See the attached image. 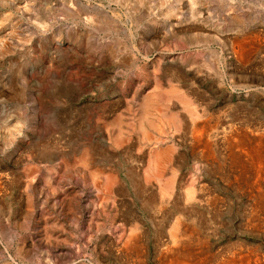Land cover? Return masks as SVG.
<instances>
[{"label":"rangeland","instance_id":"374dc122","mask_svg":"<svg viewBox=\"0 0 264 264\" xmlns=\"http://www.w3.org/2000/svg\"><path fill=\"white\" fill-rule=\"evenodd\" d=\"M260 150L264 0H0V264H264Z\"/></svg>","mask_w":264,"mask_h":264},{"label":"bare ground","instance_id":"6f19581e","mask_svg":"<svg viewBox=\"0 0 264 264\" xmlns=\"http://www.w3.org/2000/svg\"><path fill=\"white\" fill-rule=\"evenodd\" d=\"M100 1V0H99ZM104 1V0H103ZM144 2V1H143ZM94 3V2H93ZM146 3V2H145ZM96 4V2H95ZM98 4V3H97ZM115 4V3H114ZM83 5V4H82ZM102 5V4H101ZM95 6V5H94ZM118 6V5H117ZM154 6V5H153ZM90 7V6H89ZM149 7V6H148ZM22 8V7H21ZM104 8V7H103ZM106 8V7H105ZM144 8V7H143ZM118 9H120L118 7ZM147 9V8H146ZM70 11V10H69ZM148 11V10H147ZM71 12V11H70ZM96 13V12H95ZM98 13V12H97ZM100 13V12H99ZM122 13V12H121ZM242 14V13H241ZM78 15V13H77ZM114 15V14H113ZM236 15V14H235ZM116 16V15H115ZM233 16V15H232ZM75 17V16H74ZM107 17V16H106ZM216 17V16H215ZM222 17V16H221ZM76 18V17H75ZM237 18V17H236ZM127 20V19H126ZM206 20V19H205ZM125 21V19H124ZM226 21V20H225ZM66 22V21H65ZM77 23V22H76ZM123 24V23H122ZM127 24V23H126ZM96 26V25H95ZM193 26V25H192ZM40 29V28H39ZM47 32V31H46ZM251 33V32H250ZM101 34V33H100ZM249 34V33H248ZM256 37V36H255ZM249 39V38H248ZM256 39V38H255ZM5 40V39H4ZM68 41V40H67ZM240 41V40H239ZM253 43V42H252ZM25 45V44H24ZM251 45V44H250ZM254 45V44H253ZM257 45V44H256ZM255 46V45H254ZM238 47V51L240 52L242 49L246 50L245 46L240 43V45L237 46ZM252 47V46H251ZM138 48V47H137ZM195 48V47H194ZM242 48V49H241ZM248 48V47H247ZM250 48V47H249ZM255 48V47H254ZM165 50V49H164ZM251 50V49H250ZM249 49L247 50L250 51ZM254 50V49H253ZM188 51V50H187ZM235 51V50H234ZM237 51V50H236ZM135 52V51H134ZM243 52V51H242ZM97 53V52H96ZM137 53V52H136ZM245 53V52H244ZM243 53V54H244ZM247 54V53H246ZM249 54V53H248ZM140 56V55H139ZM242 56V55H241ZM251 56V55H249ZM248 56V57H249ZM204 58V57H203ZM239 59V58H238ZM242 60V59H241ZM244 60V59H243ZM247 61V60H246ZM148 62V61H147ZM243 62V61H242ZM228 64V63H227ZM111 65V64H110ZM154 66V65H153ZM150 70V69H149ZM177 72V71H175ZM167 79V78H166ZM156 83L158 84L157 85V88H160L159 86V83L158 81H156ZM157 96L156 99H158L157 101H155L153 98L154 96ZM209 97V96H208ZM171 98H176L187 110V112L189 113V116H190V122H191V125L196 128V129H199L200 127H204L206 126L207 124H203V123H199L198 121V118H199V112L196 108V106L194 105L195 101H194V98H193V95H191L189 92H186L184 89H182L179 85L177 84H172L170 86V88L166 89V90H160V89H156L155 92H153L151 95H148L147 97L144 98V100L142 101V105H144V110L141 112L140 114V122L142 123L144 120H147L148 123L153 127H156V116L155 114L153 113L154 111H156L160 106L162 105H167L169 106V103H170V99ZM204 106V105H203ZM170 107V106H169ZM205 107V106H204ZM153 113V114H152ZM152 115V116H151ZM151 116V118H150ZM38 118V117H37ZM170 121V123H172L175 127L177 128H180L181 126L184 125V117L181 115L180 112H177L175 110H169V114H168V117H167ZM149 119V120H148ZM143 125V123L141 124ZM158 125V124H157ZM213 126V125H212ZM235 126V125H234ZM233 127V126H232ZM238 128V127H237ZM13 129V128H12ZM240 129V128H239ZM23 130V129H22ZM204 130V129H203ZM247 130V129H246ZM3 131V130H2ZM205 131V130H204ZM237 131V130H236ZM239 131V130H238ZM250 131V130H249ZM232 131H230L229 133L227 131H223L222 132V136L223 138H226L227 136H229L228 134H230ZM246 132V131H245ZM200 133V132H199ZM204 132H202L203 134ZM250 133V132H249ZM248 133V134H249ZM195 134V133H194ZM206 134V133H205ZM209 134V133H208ZM232 134V133H231ZM237 134V133H236ZM239 134V133H238ZM252 134V133H251ZM244 135V134H243ZM216 137V136H215ZM240 137V136H239ZM205 139V137H204ZM203 139V140H204ZM228 139V137H227ZM258 139V138H257ZM261 139V137H260ZM16 140V139H15ZM170 140V139H169ZM243 141V140H242ZM253 141V140H252ZM261 141V140H260ZM233 142V141H232ZM201 143H202V140H201ZM200 143V144H201ZM199 144V145H200ZM196 145V144H195ZM194 145V146H195ZM235 145V144H234ZM233 145V146H234ZM243 145V144H242ZM251 145V144H250ZM197 146V145H196ZM219 146V145H218ZM239 146V145H238ZM260 146V145H259ZM254 147V146H253ZM257 147V146H256ZM124 148V147H122ZM208 149H211L210 148V145L208 147H206ZM234 149V148H233ZM245 149V148H244ZM248 149V148H247ZM253 149V148H252ZM260 149V148H259ZM190 150V149H189ZM202 150V149H201ZM232 150V149H231ZM239 151V150H238ZM208 152V150H207ZM244 152V151H243ZM246 152V151H245ZM250 152V150H249ZM242 153V152H241ZM247 153V152H246ZM251 153V152H250ZM171 155H172V150H171V147H167L165 148L164 150L162 151H156L154 152L151 156H150V171L151 173L156 176V177H160L164 174L165 172V169L167 168L168 164L171 162ZM244 155V153H243ZM259 156H264V150H260L259 152ZM209 157V156H208ZM257 157V156H256ZM249 158V157H248ZM247 161V160H246ZM254 162V161H253ZM63 164V163H62ZM242 164V163H241ZM60 165V164H59ZM244 165V163H243ZM255 165V164H254ZM253 165V166H254ZM83 167V166H82ZM79 170V169H78ZM253 170V169H252ZM99 173V171H93V173ZM261 172V171H259ZM31 173V172H30ZM103 175H105L109 180H110V183L113 182L114 180H116V175L112 174V173H105L104 171L102 172ZM120 174V173H119ZM242 175V174H241ZM100 178V176H99ZM257 178V177H256ZM87 179V178H86ZM85 179V180H86ZM87 181V180H86ZM176 181V178L172 177L170 178L167 182H166V185L164 187V194H168L169 197L171 195V192L169 191L170 188L174 185V182ZM9 182V181H8ZM109 183V184H110ZM94 186V185H93ZM51 187V186H50ZM75 187V186H74ZM207 190V189H206ZM187 195V194H185ZM253 195V194H252ZM70 196V195H69ZM95 196V195H94ZM172 196H173V193H172ZM163 197V196H162ZM175 197V196H174ZM190 197H193L194 198V193L193 195L190 194ZM95 198V197H94ZM185 199V198H184ZM151 201L154 200L153 197L150 198ZM83 201V200H82ZM94 201V200H93ZM97 201V200H96ZM65 202V201H64ZM79 202V201H77ZM160 203V202H159ZM186 203V202H185ZM79 204V203H78ZM93 204V203H92ZM160 205V204H159ZM94 206V205H93ZM96 207V206H95ZM193 211V210H191ZM103 212V211H102ZM191 213V212H190ZM259 213V212H257ZM102 214V213H101ZM99 215V214H98ZM103 215V214H102ZM143 216V215H142ZM47 218V217H46ZM48 221V220H47ZM182 221V220H181ZM260 224V223H259ZM137 223H134V229L137 228ZM179 225V223H178ZM92 227V226H91ZM179 228V227H178ZM183 232V231H182ZM175 233V232H174ZM185 233V232H184ZM46 234V233H45ZM136 235V233H135ZM135 235H130V237H128L127 239V242H131L133 241L136 236ZM191 236V235H190ZM48 237V236H47ZM177 235H173V238L176 239ZM55 239V238H54ZM51 241V240H50ZM173 241V240H172ZM198 241V240H197ZM117 242V241H116ZM119 242V241H118ZM126 242V244H127ZM195 242V241H194ZM163 243V242H162ZM190 243V241H189ZM193 243V242H192ZM107 244V243H106ZM123 244V243H122ZM139 244V243H137ZM182 245V244H181ZM132 246V245H131ZM115 247V246H114ZM142 247V246H141ZM175 247V246H174ZM167 248V247H166ZM182 248V247H181ZM194 248V247H193ZM171 249V248H170ZM195 249V248H194ZM175 252V250H174ZM186 252V251H185ZM241 253V252H240ZM52 254V253H51ZM176 254V253H174ZM187 254V253H186ZM56 255V254H55ZM164 255V254H163ZM193 255V254H192ZM176 256V255H175ZM247 256V255H246ZM170 257V256H169ZM177 257H178V254H177ZM186 257V256H185ZM184 257V258H185ZM232 257V256H231ZM172 258V257H171ZM199 258V257H198ZM210 258V257H209ZM174 259V258H173ZM205 259V257H204ZM176 260V258L174 259ZM230 260V258H229ZM227 260V261H229ZM90 261V260H89ZM171 261V260H170ZM240 261V260H239ZM238 259L236 258L235 260L232 259L231 263L233 264H238ZM264 261V260H263ZM172 262V261H171ZM180 262V261H179ZM191 262V261H190ZM209 262V261H208ZM220 262V260H219ZM185 262L182 261V264H184ZM196 263V262H195ZM213 263V262H212ZM215 263V262H214ZM72 264V263H71ZM166 264V263H165ZM181 264V263H180ZM190 264V263H188ZM221 264V263H220ZM261 264V263H260Z\"/></svg>","mask_w":264,"mask_h":264}]
</instances>
